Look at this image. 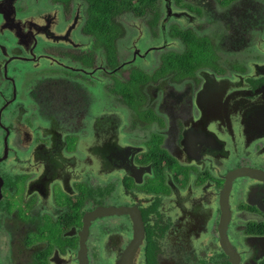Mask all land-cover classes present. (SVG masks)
Instances as JSON below:
<instances>
[{"label": "flooded vegetation", "instance_id": "1", "mask_svg": "<svg viewBox=\"0 0 264 264\" xmlns=\"http://www.w3.org/2000/svg\"><path fill=\"white\" fill-rule=\"evenodd\" d=\"M0 264H264V0H0Z\"/></svg>", "mask_w": 264, "mask_h": 264}]
</instances>
